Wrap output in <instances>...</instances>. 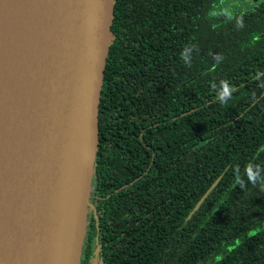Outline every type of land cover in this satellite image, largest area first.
I'll use <instances>...</instances> for the list:
<instances>
[{
    "label": "trees",
    "instance_id": "obj_1",
    "mask_svg": "<svg viewBox=\"0 0 264 264\" xmlns=\"http://www.w3.org/2000/svg\"><path fill=\"white\" fill-rule=\"evenodd\" d=\"M246 5L245 0H115L97 162L109 120L115 126L127 120L129 128L155 120L150 127L141 123L136 134L145 128L137 140L146 141L149 152L154 148V157L144 163L140 147L130 142L141 158L140 222L124 234L125 241L115 239L123 264H264V185L247 182L245 175L249 165L264 167V75L255 78L264 73V0ZM241 16L244 27L237 29ZM188 44L196 45L191 67L180 56ZM217 54L223 56L219 65ZM222 81L235 88L226 105L216 102L213 88ZM111 143L119 149L117 136ZM102 166L96 164L99 181ZM128 174L132 183L133 172ZM132 190L133 185L130 216ZM91 252L85 243L81 264H89Z\"/></svg>",
    "mask_w": 264,
    "mask_h": 264
},
{
    "label": "water",
    "instance_id": "obj_2",
    "mask_svg": "<svg viewBox=\"0 0 264 264\" xmlns=\"http://www.w3.org/2000/svg\"><path fill=\"white\" fill-rule=\"evenodd\" d=\"M114 4L0 0V264H81Z\"/></svg>",
    "mask_w": 264,
    "mask_h": 264
},
{
    "label": "flooded vegetation",
    "instance_id": "obj_3",
    "mask_svg": "<svg viewBox=\"0 0 264 264\" xmlns=\"http://www.w3.org/2000/svg\"><path fill=\"white\" fill-rule=\"evenodd\" d=\"M259 1L261 0L256 2L245 0L247 5L243 8L247 9L251 3H257ZM146 121L148 123L147 127L155 124V120H143L139 121L137 125L133 123V127L129 128L124 125L127 120L118 122L117 126H115L116 121L111 122L109 120L103 129L100 159L97 162L96 157L95 160V170L89 196L90 207L87 215V228L84 239V245L86 243L92 247V252L89 255V264H91L93 260L101 264H107L110 260L113 262L117 260L119 264H123V248L121 245L119 249H114L116 248L115 239L117 236H120L117 238L118 241H125L124 234L130 231L131 226L135 231L138 229L140 222L139 179L141 158L134 143H136L143 152L144 163H146L147 157L152 155L153 157L155 156L154 148L149 152L148 149L151 146L144 140H137L138 137L142 139V130L145 129L144 127L141 128L140 134L136 136L137 131H139L141 127L140 124ZM120 123H122V125ZM116 129L119 130L120 134L114 135ZM115 136L120 140L118 150H113L114 144L111 143V140H113ZM131 141L134 142V150H132ZM103 155L107 156L105 160H101ZM109 157H111V159H109ZM99 162L105 164L100 170V181L99 178L96 177V174L99 176V171L96 167V164L98 165ZM129 171L133 172L134 177L132 183L131 180H129ZM120 182L121 184H118ZM131 185H133V206L135 210L133 216L127 213L131 209V206H129L131 202Z\"/></svg>",
    "mask_w": 264,
    "mask_h": 264
},
{
    "label": "clouds",
    "instance_id": "obj_4",
    "mask_svg": "<svg viewBox=\"0 0 264 264\" xmlns=\"http://www.w3.org/2000/svg\"><path fill=\"white\" fill-rule=\"evenodd\" d=\"M227 18L231 20L234 17L231 14ZM236 27L237 29H242L244 27L242 16L236 19ZM194 48H196L195 44H188L182 48V51L180 53L182 61L188 67H191L192 64V56L190 55V52L191 49ZM214 59L217 65L223 62V56L220 54L214 56ZM261 75H264V73H257L255 78L259 79ZM213 88L215 91L216 102L224 105L228 104V102L232 98L233 92L235 91V88L230 85L227 81H222L218 89H216L215 85H213ZM235 172L238 174L239 169H236ZM261 172H264V167H254L253 165H249L245 170L247 182L252 183L253 185H264V176L261 175Z\"/></svg>",
    "mask_w": 264,
    "mask_h": 264
}]
</instances>
